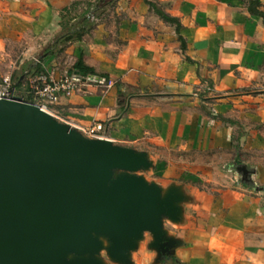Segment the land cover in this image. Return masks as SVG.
I'll return each mask as SVG.
<instances>
[{
  "label": "crops",
  "instance_id": "crops-1",
  "mask_svg": "<svg viewBox=\"0 0 264 264\" xmlns=\"http://www.w3.org/2000/svg\"><path fill=\"white\" fill-rule=\"evenodd\" d=\"M64 25L85 34L56 47ZM72 74L112 86L49 112L146 154L174 198L129 264H264V0H0V84L37 102L35 77Z\"/></svg>",
  "mask_w": 264,
  "mask_h": 264
},
{
  "label": "water",
  "instance_id": "water-1",
  "mask_svg": "<svg viewBox=\"0 0 264 264\" xmlns=\"http://www.w3.org/2000/svg\"><path fill=\"white\" fill-rule=\"evenodd\" d=\"M151 166L33 102L0 99V264H104V250L129 264L145 232L163 248V219L176 220L177 209L135 175Z\"/></svg>",
  "mask_w": 264,
  "mask_h": 264
},
{
  "label": "built area",
  "instance_id": "built-area-1",
  "mask_svg": "<svg viewBox=\"0 0 264 264\" xmlns=\"http://www.w3.org/2000/svg\"><path fill=\"white\" fill-rule=\"evenodd\" d=\"M90 84H96L106 89L112 86L111 82L107 83L104 79H97L94 76L85 77L80 74H72L61 80L50 81L45 75H40L31 81L32 91L40 98L39 101L33 103L49 112L48 105L58 104L63 95L70 97L75 91ZM0 99L27 101L21 97L11 78L3 79L0 84ZM104 131L105 128L102 124H96L83 133L92 139H106Z\"/></svg>",
  "mask_w": 264,
  "mask_h": 264
},
{
  "label": "trees",
  "instance_id": "trees-1",
  "mask_svg": "<svg viewBox=\"0 0 264 264\" xmlns=\"http://www.w3.org/2000/svg\"><path fill=\"white\" fill-rule=\"evenodd\" d=\"M87 20V18H85ZM64 33L62 36L59 37L57 42L55 43V46H65L69 41L74 39H80L85 34V29L76 30L75 28H68L64 25ZM77 70L83 74L86 75L87 71H85V67L83 66L82 62H79L76 66Z\"/></svg>",
  "mask_w": 264,
  "mask_h": 264
},
{
  "label": "rangeland",
  "instance_id": "rangeland-1",
  "mask_svg": "<svg viewBox=\"0 0 264 264\" xmlns=\"http://www.w3.org/2000/svg\"><path fill=\"white\" fill-rule=\"evenodd\" d=\"M82 134L85 135L83 132H82ZM86 137H88V136H86ZM116 145H118V144H116ZM150 171H151L150 169H148V170H144L143 169V170L137 172L135 175L143 177V178L146 179L147 182L152 183V176L150 174ZM122 174H125V172H122V171H117L116 172L117 176L122 175ZM97 259L101 260L104 264H117V263H115L114 261L111 260L107 250H104L99 256H97Z\"/></svg>",
  "mask_w": 264,
  "mask_h": 264
}]
</instances>
